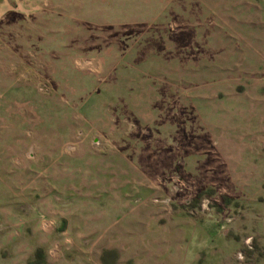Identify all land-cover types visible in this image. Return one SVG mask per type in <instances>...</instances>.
Segmentation results:
<instances>
[{
	"label": "rangeland",
	"instance_id": "rangeland-1",
	"mask_svg": "<svg viewBox=\"0 0 264 264\" xmlns=\"http://www.w3.org/2000/svg\"><path fill=\"white\" fill-rule=\"evenodd\" d=\"M264 264V0H0V264Z\"/></svg>",
	"mask_w": 264,
	"mask_h": 264
},
{
	"label": "crops",
	"instance_id": "crops-1",
	"mask_svg": "<svg viewBox=\"0 0 264 264\" xmlns=\"http://www.w3.org/2000/svg\"><path fill=\"white\" fill-rule=\"evenodd\" d=\"M193 250V252H191V250L190 249H185L184 251H183V253H182V257L181 256H179V259H182V261H183V263L184 264H189V262L192 260V259H194L195 258V250L194 249H192Z\"/></svg>",
	"mask_w": 264,
	"mask_h": 264
}]
</instances>
